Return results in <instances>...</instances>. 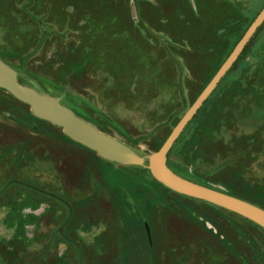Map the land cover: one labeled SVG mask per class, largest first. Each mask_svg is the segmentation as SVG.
I'll return each mask as SVG.
<instances>
[{
    "label": "rangeland",
    "instance_id": "obj_1",
    "mask_svg": "<svg viewBox=\"0 0 264 264\" xmlns=\"http://www.w3.org/2000/svg\"><path fill=\"white\" fill-rule=\"evenodd\" d=\"M263 7L0 0V58L20 83L143 161L103 156L0 87V264H264L263 226L176 191L148 167ZM169 161L188 179L264 205V23Z\"/></svg>",
    "mask_w": 264,
    "mask_h": 264
},
{
    "label": "water",
    "instance_id": "obj_2",
    "mask_svg": "<svg viewBox=\"0 0 264 264\" xmlns=\"http://www.w3.org/2000/svg\"><path fill=\"white\" fill-rule=\"evenodd\" d=\"M263 23L264 7L249 25L194 103L173 128L162 146L151 155L148 167L158 180L176 191L210 201L238 212L264 227V208L243 198L188 179L177 173L168 163L169 152L184 129L234 65ZM0 87L5 88L22 101L30 104L37 115L62 126L65 132L72 138L97 150L103 156L121 162L143 164L142 159L128 147L78 117L70 109L60 104L57 99L44 95L34 88L20 83L16 71L1 58Z\"/></svg>",
    "mask_w": 264,
    "mask_h": 264
},
{
    "label": "trees",
    "instance_id": "obj_3",
    "mask_svg": "<svg viewBox=\"0 0 264 264\" xmlns=\"http://www.w3.org/2000/svg\"><path fill=\"white\" fill-rule=\"evenodd\" d=\"M221 9V8H220ZM224 11V12H223ZM221 14H222V16H223V18H224V16H226V10H225V8L222 6V12H221ZM221 14H220V17H221ZM219 17V21H221V18ZM253 21V20H252ZM226 22V21H225ZM252 23V22H251ZM250 23V24H251ZM249 24V25H250ZM249 27V26H248ZM247 27V28H248ZM247 28H246V30H247ZM245 30V31H246ZM245 31L242 33V35L245 33ZM242 35L240 36V38L242 37ZM239 41V40H238ZM237 44V43H236ZM229 55V54H228ZM227 58V57H226ZM248 76V75H247ZM247 76H242L240 79H238V80H241V79H243V78H246ZM212 79V78H211ZM246 80H250V78H246ZM208 83H209V81H208ZM207 83V84H208ZM206 84V85H207ZM206 87V86H205ZM258 88V90H262V88H263V86H262V84H261V87L260 86H257ZM203 91V90H202ZM261 93V92H260ZM245 94V93H244ZM169 154H170V152H169ZM169 156V155H168ZM168 163H169V165H170V167L172 168V169H174L177 173H179V174H181L182 176H184V177H186L185 175H183L182 173H180L179 171H177L172 165H171V163H170V161H169V159H168ZM188 178V177H187ZM190 179V178H189ZM193 180V179H192ZM198 182H200V181H198ZM201 184H203V185H207V183H205V182H201ZM207 186H210V185H207ZM222 191V190H221ZM224 192H226V193H228V191H224ZM229 194H232V195H234V193H231V192H229ZM234 196H236V195H234ZM241 198H243V199H245V200H248V199H246L245 197H241ZM250 201V200H249ZM250 202H252V203H254V204H257V205H259V206H261L262 208H264V205H262V204H260V203H256V202H253V201H250Z\"/></svg>",
    "mask_w": 264,
    "mask_h": 264
},
{
    "label": "flooded vegetation",
    "instance_id": "obj_4",
    "mask_svg": "<svg viewBox=\"0 0 264 264\" xmlns=\"http://www.w3.org/2000/svg\"><path fill=\"white\" fill-rule=\"evenodd\" d=\"M184 57V56H183ZM185 58V57H184ZM178 75H177V70L174 65V89L177 88L176 83H177Z\"/></svg>",
    "mask_w": 264,
    "mask_h": 264
}]
</instances>
